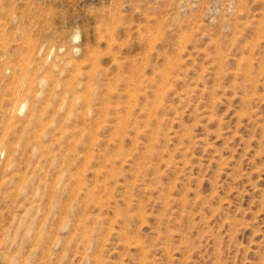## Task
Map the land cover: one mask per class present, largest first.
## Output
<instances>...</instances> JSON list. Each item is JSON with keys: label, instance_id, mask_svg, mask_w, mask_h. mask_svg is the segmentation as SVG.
<instances>
[{"label": "rangeland", "instance_id": "1", "mask_svg": "<svg viewBox=\"0 0 264 264\" xmlns=\"http://www.w3.org/2000/svg\"><path fill=\"white\" fill-rule=\"evenodd\" d=\"M0 264H264V0H0Z\"/></svg>", "mask_w": 264, "mask_h": 264}]
</instances>
